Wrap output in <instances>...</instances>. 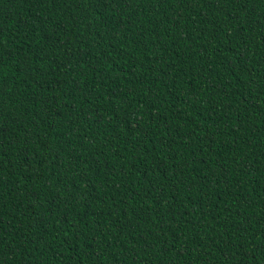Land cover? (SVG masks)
<instances>
[{"label":"trees","instance_id":"obj_1","mask_svg":"<svg viewBox=\"0 0 264 264\" xmlns=\"http://www.w3.org/2000/svg\"><path fill=\"white\" fill-rule=\"evenodd\" d=\"M0 264H264V0H0Z\"/></svg>","mask_w":264,"mask_h":264}]
</instances>
